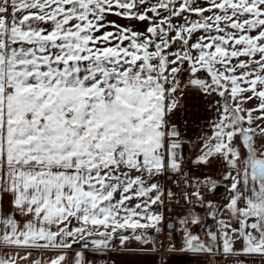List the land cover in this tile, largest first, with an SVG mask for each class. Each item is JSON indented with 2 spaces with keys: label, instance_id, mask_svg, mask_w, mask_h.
Returning <instances> with one entry per match:
<instances>
[{
  "label": "crops",
  "instance_id": "0c3cea01",
  "mask_svg": "<svg viewBox=\"0 0 264 264\" xmlns=\"http://www.w3.org/2000/svg\"><path fill=\"white\" fill-rule=\"evenodd\" d=\"M94 2L0 0V18L6 23L0 53V264H95L107 259L116 264H209L208 253L213 264H264V219L258 229L249 225L241 233L240 219L232 215L245 209L264 213V186L262 202H249L257 193L250 185L246 156L230 160L232 200L226 211L232 223L214 220L211 230L218 234V248L213 251L173 249L161 255L143 246L136 230L109 244L101 242L105 235L90 231L87 179L117 170L128 176L139 172L141 179L155 173L162 184L168 161L183 153L166 127L174 114L168 92L174 84L168 86L171 70L161 50L151 49L146 62L160 61L163 75L157 68L133 70L112 89L94 80L100 70L93 56ZM210 122H204V129L212 127ZM257 162L264 177V160H253ZM243 189L246 203L238 199ZM200 204L182 217L200 211L194 209ZM220 227L229 232L225 250Z\"/></svg>",
  "mask_w": 264,
  "mask_h": 264
},
{
  "label": "rangeland",
  "instance_id": "374dc122",
  "mask_svg": "<svg viewBox=\"0 0 264 264\" xmlns=\"http://www.w3.org/2000/svg\"><path fill=\"white\" fill-rule=\"evenodd\" d=\"M92 22L93 56L100 62L95 81L104 82L112 89L118 78L128 76L133 70L142 73L157 68L159 74H165L160 73L163 71L160 61L147 64L148 55L153 53L149 52L151 49L161 50L168 61L167 68L171 70L168 86L172 81L174 84L168 90L169 111L174 114L166 127L171 133V126H177L178 131L171 138L180 141L183 153L178 151L167 166L185 156L204 159L218 153L224 157L223 177L214 180L213 187L202 194L203 203L194 208L200 211L184 213L182 220L176 222L179 235L171 234L165 242L166 250L217 249L218 234L211 230L214 220L232 223L226 206L232 200L228 173L233 157L246 156L251 161L247 163L249 181L257 194L250 195L249 202H262V163L253 160H264V0H95ZM5 29V20L0 18V53ZM158 29L162 31L155 36ZM186 41L195 65L209 64L227 79L223 91L216 89V80L206 71L193 73L188 62L179 60L186 56ZM185 118L189 127H180V120ZM209 118L212 127L207 130L204 122H209ZM154 174L141 179L136 177L140 176L139 172L128 176L123 171L102 170L95 173L92 182L87 179L86 208L93 224L90 231L95 236L105 235L102 243H117L136 230L142 245L154 248L145 235L159 224L161 215L163 182ZM139 179L147 184L146 188ZM201 179L211 182L209 174ZM217 185H222L223 190L214 195ZM102 190L107 195H102ZM243 190L238 199L246 203ZM232 213L240 219L241 233L249 225L258 229L264 219L262 210L257 209ZM221 230V247L225 250L229 232L220 227ZM205 256L213 264L208 259L211 254Z\"/></svg>",
  "mask_w": 264,
  "mask_h": 264
},
{
  "label": "built area",
  "instance_id": "2783aa9c",
  "mask_svg": "<svg viewBox=\"0 0 264 264\" xmlns=\"http://www.w3.org/2000/svg\"><path fill=\"white\" fill-rule=\"evenodd\" d=\"M188 119L180 120V127H189ZM224 157L218 153L210 154L204 159L185 156L176 164L166 166L163 171L164 195L161 201V217L159 224L147 230L146 236L153 243L154 251L166 253L165 242L171 234L177 232L176 222L183 212L197 203H202V194L212 188L214 180L223 177L222 164ZM204 174L211 176V183L201 181ZM207 184V185H205ZM174 225L170 226L169 223ZM96 264H116L113 260H103Z\"/></svg>",
  "mask_w": 264,
  "mask_h": 264
},
{
  "label": "water",
  "instance_id": "95a60500",
  "mask_svg": "<svg viewBox=\"0 0 264 264\" xmlns=\"http://www.w3.org/2000/svg\"><path fill=\"white\" fill-rule=\"evenodd\" d=\"M179 60H181L182 62H188V69L193 73L201 71V70L206 71L210 75L211 78L216 80V89L218 91H223L226 88L227 79L221 73H219L215 68H213L211 65L209 64L195 65V62L193 60V55H192L191 49L189 48L187 41H186V56H181ZM170 131H171V134L175 135L177 133V126L172 125L170 128ZM222 190H223V186L217 185L215 186L213 193L220 194ZM169 225L173 226L174 223L170 222Z\"/></svg>",
  "mask_w": 264,
  "mask_h": 264
}]
</instances>
